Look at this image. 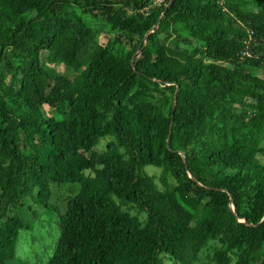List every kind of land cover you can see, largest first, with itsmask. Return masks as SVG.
<instances>
[{
    "label": "trees",
    "instance_id": "trees-1",
    "mask_svg": "<svg viewBox=\"0 0 264 264\" xmlns=\"http://www.w3.org/2000/svg\"><path fill=\"white\" fill-rule=\"evenodd\" d=\"M154 1L0 0V264H264V0Z\"/></svg>",
    "mask_w": 264,
    "mask_h": 264
},
{
    "label": "rangeland",
    "instance_id": "rangeland-1",
    "mask_svg": "<svg viewBox=\"0 0 264 264\" xmlns=\"http://www.w3.org/2000/svg\"><path fill=\"white\" fill-rule=\"evenodd\" d=\"M105 36L100 34L99 40L101 43L105 44ZM97 52H94L96 54ZM65 76L69 78H74L70 72H65V70L58 68ZM81 84L79 81L78 86ZM72 94V93H71ZM108 141L103 140L95 144V149L97 152L104 150ZM61 192L58 194L54 192V196L51 202V206L58 205L57 212L54 207L49 210H38L36 219L31 221L32 215L26 216V219L32 223V230L30 232H21L19 240L16 246V256L15 259L8 264H49V262L54 258L58 242L60 238V217L65 214L66 204L64 200L67 195L65 192L71 193L74 196L79 191L78 186H66L60 189ZM73 191V193H72ZM25 219V220H26Z\"/></svg>",
    "mask_w": 264,
    "mask_h": 264
},
{
    "label": "built area",
    "instance_id": "built-area-1",
    "mask_svg": "<svg viewBox=\"0 0 264 264\" xmlns=\"http://www.w3.org/2000/svg\"><path fill=\"white\" fill-rule=\"evenodd\" d=\"M170 0H155L154 1V5L155 6H161L163 4H166L167 2H169Z\"/></svg>",
    "mask_w": 264,
    "mask_h": 264
},
{
    "label": "water",
    "instance_id": "water-1",
    "mask_svg": "<svg viewBox=\"0 0 264 264\" xmlns=\"http://www.w3.org/2000/svg\"><path fill=\"white\" fill-rule=\"evenodd\" d=\"M234 210V209H233Z\"/></svg>",
    "mask_w": 264,
    "mask_h": 264
}]
</instances>
